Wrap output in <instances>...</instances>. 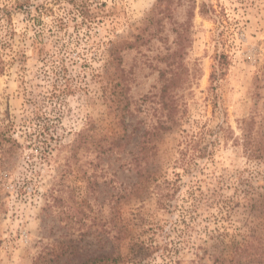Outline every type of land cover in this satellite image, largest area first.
<instances>
[{
	"label": "rangeland",
	"instance_id": "obj_1",
	"mask_svg": "<svg viewBox=\"0 0 264 264\" xmlns=\"http://www.w3.org/2000/svg\"><path fill=\"white\" fill-rule=\"evenodd\" d=\"M167 2L0 0V264H227L264 240V0ZM172 63L184 116L159 132Z\"/></svg>",
	"mask_w": 264,
	"mask_h": 264
},
{
	"label": "trees",
	"instance_id": "obj_2",
	"mask_svg": "<svg viewBox=\"0 0 264 264\" xmlns=\"http://www.w3.org/2000/svg\"><path fill=\"white\" fill-rule=\"evenodd\" d=\"M164 0H158V3L155 7L158 8L160 6V2H163ZM172 0H168L167 2V6L168 8H170L169 4H171ZM84 5V4H83ZM84 10L81 11V16H82V21L83 22H89L94 23L99 19V15L94 14V13H90L87 11V6L83 7ZM86 9V10H85ZM209 10L207 9L206 5L203 3L200 7V12L202 14L207 13ZM223 59H226V56H221L220 60H219V65L222 67V69H225L226 65L228 64V61H222ZM2 63H3V59L1 57L0 54V73L3 71V67H2ZM171 65V64H170ZM173 65V66H172ZM172 65L170 67L171 70L170 72L173 73V79L174 82L170 85H165L163 86L162 89V99H163V110L167 111L166 115L168 120L170 121V125H164L161 124V127L156 128L157 131L159 132H166V131H171V130H176L178 129V127L180 128V126H182V121H183V116H184V112L181 110V106L177 100V98H175V95L172 94V90L174 89V87H176L177 85H179V82H181L182 80V76L181 74L178 72L177 70V66H174V63H172ZM216 75H218V72H216V70L212 73L211 78H212V82H214L216 78ZM223 76V75H222ZM115 84L117 85L118 83L116 81L112 82V85ZM167 101H170V103H168ZM119 103H121V100H119L118 102H115V104H117V106L113 109V111L111 113H115L116 118L117 119H121L122 122L125 120V116L124 113L123 114H118L120 112H124V111H129V103L126 101L124 107L121 109L120 112H117L118 110L116 109L119 105ZM113 107L110 106V109H112ZM243 146L245 147V150L248 151L249 155L254 153H259L261 152V149L259 145L256 146V148H253L252 146L254 145V141L252 139L249 138V135L246 134L244 136V140H243ZM105 147V146H103ZM106 147L108 148V151L112 150H122L123 146L120 144H116V143H112L109 145H106ZM122 147V148H120ZM120 148V149H119ZM149 148L147 147V145H145V147H143L142 149L139 150V158H137V165H138V175H139V179L137 181V189L136 192L137 193H144V192H148V190L151 187V177L152 174L148 173V169L150 167V165L155 161V158H152L153 156L149 155ZM140 165H143L140 168ZM159 193V192H158ZM138 194V195H139ZM159 195V194H158ZM161 196L164 198L165 196H163V194H161ZM126 250H127V256L128 255H133V258H137L139 256L144 255V258L146 256H148L149 254H151V248L148 246H144L143 243H139V242H135L133 239L129 240L126 243L125 246ZM230 251L231 253L229 255H231V259H224L223 262L227 263V264H264V240L261 243H258L255 245L254 242H246V243H242V245L240 244H232L230 247ZM106 257H109L107 255H101V259H104ZM115 261V260H114Z\"/></svg>",
	"mask_w": 264,
	"mask_h": 264
}]
</instances>
